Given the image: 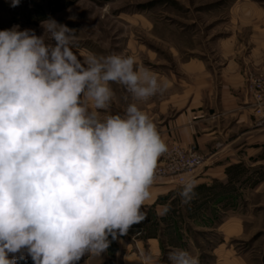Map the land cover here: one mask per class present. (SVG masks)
<instances>
[{"label": "clouds", "instance_id": "9594fccd", "mask_svg": "<svg viewBox=\"0 0 264 264\" xmlns=\"http://www.w3.org/2000/svg\"><path fill=\"white\" fill-rule=\"evenodd\" d=\"M41 27L39 36L18 25L0 30V264H17L25 251L33 264H77L106 252L109 236L127 235L146 219L142 206L168 151L137 103L123 115L109 112L111 84L146 102L166 92L167 81L131 55L81 58L72 50L76 30L54 18ZM196 187L184 183L183 204ZM167 260L200 264L183 248Z\"/></svg>", "mask_w": 264, "mask_h": 264}, {"label": "crops", "instance_id": "0c3cea01", "mask_svg": "<svg viewBox=\"0 0 264 264\" xmlns=\"http://www.w3.org/2000/svg\"><path fill=\"white\" fill-rule=\"evenodd\" d=\"M253 14L256 47L242 57L228 41L225 48H232L231 57L216 66L206 60L191 61L187 70L203 77L201 93L179 94L161 107L160 114L150 117L168 146L158 164L175 147L204 155L202 168L188 177L197 185L194 199L183 204L182 185L172 180L154 182L151 199L142 206L146 219L127 235L115 240L109 236L106 252L86 254L77 264H143L142 254H151L154 264H169L167 255L173 248L189 250L202 264V250L194 236L198 233H216L221 238L212 248L213 264H246L234 243L228 242L239 240L253 217L241 216L237 197L225 191L235 172L243 170L249 179L247 193L264 198V125L255 113V93L246 84L252 72L264 77V9ZM258 200L249 203L250 210L259 207ZM166 205L170 210L161 215ZM227 209L232 212L226 213ZM16 255L17 264L32 261L26 251L23 259Z\"/></svg>", "mask_w": 264, "mask_h": 264}, {"label": "rangeland", "instance_id": "374dc122", "mask_svg": "<svg viewBox=\"0 0 264 264\" xmlns=\"http://www.w3.org/2000/svg\"><path fill=\"white\" fill-rule=\"evenodd\" d=\"M262 9L264 0H20L16 7L11 6V0H0V30L18 25L39 36L44 31L41 21L54 18L76 30L72 50L81 58L89 52L134 56L140 66L167 81L169 87L163 94L139 102L122 85L113 83L115 96L109 112L123 115L129 103H137L150 118L179 94L201 93L203 77L200 72L187 70L191 61L206 60L216 66L231 57L232 46L240 56H247L257 41L253 13ZM228 41L232 43L227 51ZM46 43H52L47 36ZM247 79L250 93L264 91L262 75L252 72ZM235 173L225 192L237 197L241 216L253 218L246 225V233L228 243H234L246 264H264V198L261 196L260 201L247 193L245 171ZM253 200L261 203L250 210L248 205ZM194 212H200L199 208ZM194 236L202 250V264H213L212 248L221 241L220 236Z\"/></svg>", "mask_w": 264, "mask_h": 264}, {"label": "built area", "instance_id": "2783aa9c", "mask_svg": "<svg viewBox=\"0 0 264 264\" xmlns=\"http://www.w3.org/2000/svg\"><path fill=\"white\" fill-rule=\"evenodd\" d=\"M255 101V113L260 117V124L264 125V91L262 89L255 93ZM204 163L203 154L175 147L157 165L154 182L172 180L183 186L190 180L188 177L194 175Z\"/></svg>", "mask_w": 264, "mask_h": 264}]
</instances>
